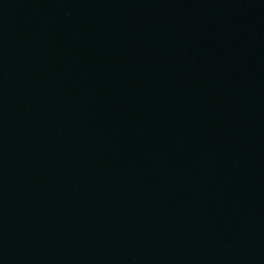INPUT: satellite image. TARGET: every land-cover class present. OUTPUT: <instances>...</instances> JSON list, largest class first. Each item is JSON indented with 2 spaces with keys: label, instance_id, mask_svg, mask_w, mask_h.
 <instances>
[{
  "label": "water",
  "instance_id": "obj_1",
  "mask_svg": "<svg viewBox=\"0 0 264 264\" xmlns=\"http://www.w3.org/2000/svg\"><path fill=\"white\" fill-rule=\"evenodd\" d=\"M0 264H264V0H0Z\"/></svg>",
  "mask_w": 264,
  "mask_h": 264
}]
</instances>
